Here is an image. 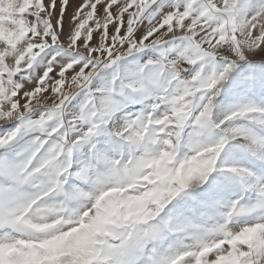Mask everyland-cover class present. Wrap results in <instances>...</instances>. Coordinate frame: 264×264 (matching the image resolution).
<instances>
[{
	"label": "snow or ice",
	"instance_id": "obj_1",
	"mask_svg": "<svg viewBox=\"0 0 264 264\" xmlns=\"http://www.w3.org/2000/svg\"><path fill=\"white\" fill-rule=\"evenodd\" d=\"M0 264H264V0H0Z\"/></svg>",
	"mask_w": 264,
	"mask_h": 264
}]
</instances>
